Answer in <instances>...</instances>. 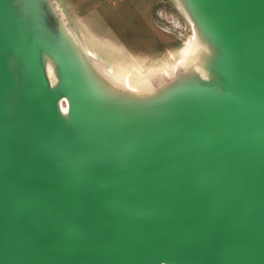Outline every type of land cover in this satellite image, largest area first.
Listing matches in <instances>:
<instances>
[{
	"label": "water",
	"instance_id": "1",
	"mask_svg": "<svg viewBox=\"0 0 264 264\" xmlns=\"http://www.w3.org/2000/svg\"><path fill=\"white\" fill-rule=\"evenodd\" d=\"M170 1L140 63L0 0V264H264V0Z\"/></svg>",
	"mask_w": 264,
	"mask_h": 264
},
{
	"label": "rangeland",
	"instance_id": "2",
	"mask_svg": "<svg viewBox=\"0 0 264 264\" xmlns=\"http://www.w3.org/2000/svg\"><path fill=\"white\" fill-rule=\"evenodd\" d=\"M64 3L79 33L95 48L109 46L135 62L167 55L192 35L189 23L170 0Z\"/></svg>",
	"mask_w": 264,
	"mask_h": 264
}]
</instances>
